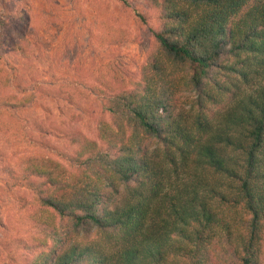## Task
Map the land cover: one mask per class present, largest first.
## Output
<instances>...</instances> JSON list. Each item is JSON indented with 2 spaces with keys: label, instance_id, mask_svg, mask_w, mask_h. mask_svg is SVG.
<instances>
[{
  "label": "trees",
  "instance_id": "trees-1",
  "mask_svg": "<svg viewBox=\"0 0 264 264\" xmlns=\"http://www.w3.org/2000/svg\"><path fill=\"white\" fill-rule=\"evenodd\" d=\"M149 2L153 48L132 89L103 95L99 142L0 170L31 195L25 264H264V0ZM3 35L0 131L27 138L38 90Z\"/></svg>",
  "mask_w": 264,
  "mask_h": 264
},
{
  "label": "rangeland",
  "instance_id": "rangeland-1",
  "mask_svg": "<svg viewBox=\"0 0 264 264\" xmlns=\"http://www.w3.org/2000/svg\"><path fill=\"white\" fill-rule=\"evenodd\" d=\"M128 2L130 7L118 0H0V30L24 50L6 59L23 86L38 90L35 103L20 114L28 137L0 131L1 171L11 157L61 161L56 151L76 150L72 135L98 141L99 122L108 119L103 95L132 89L140 80L153 48L152 30L159 26L149 0ZM1 171L0 264H25L31 255L23 243L38 232L31 222L34 209H22L31 195L10 187Z\"/></svg>",
  "mask_w": 264,
  "mask_h": 264
}]
</instances>
